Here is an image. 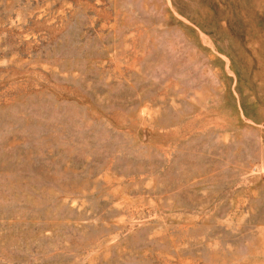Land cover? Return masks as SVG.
Wrapping results in <instances>:
<instances>
[{
  "label": "rangeland",
  "instance_id": "rangeland-1",
  "mask_svg": "<svg viewBox=\"0 0 264 264\" xmlns=\"http://www.w3.org/2000/svg\"><path fill=\"white\" fill-rule=\"evenodd\" d=\"M0 264H264V0H0Z\"/></svg>",
  "mask_w": 264,
  "mask_h": 264
}]
</instances>
